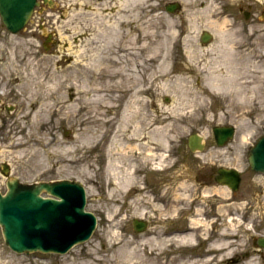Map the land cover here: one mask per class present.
Returning <instances> with one entry per match:
<instances>
[{"label":"rangeland","instance_id":"obj_1","mask_svg":"<svg viewBox=\"0 0 264 264\" xmlns=\"http://www.w3.org/2000/svg\"><path fill=\"white\" fill-rule=\"evenodd\" d=\"M54 1L56 2L54 6L42 2L41 6L37 7L35 19L30 21L27 28L18 34H11L0 17V92H2L0 93V190L3 192L7 190L6 177L1 168L3 162L10 164L11 176L24 182L64 179L79 181L86 188L87 210L97 216V228L89 240L75 245L65 254L38 251L20 254L5 243L0 226V264H78L86 259L87 253H95L93 252L95 250L100 251L101 255L97 254V256H106L108 264H112L113 258L122 259L126 264H183L186 260L184 257L203 256L208 251L210 242H202L203 238L199 237L194 242L199 245L191 249L187 246L182 248L178 245L168 246L167 244L166 246L162 241L167 233L170 234L179 227H185L188 219L195 216L194 212L198 209L207 211L203 217L205 221L206 219L215 221L210 227V241L218 236L221 230L227 229L233 233L231 235L233 238L231 237L230 240L234 243L230 249L233 252L226 258L221 257L220 253H217L216 257L212 255L215 259L211 261H208L206 257H198L196 259L201 260L200 264H246L253 258L257 259L255 260L257 264H264V250L254 244L255 238L264 237V178L250 169L246 159L251 145L264 134V110H260L261 104L258 105L248 100L243 101L241 107L233 109L222 96L212 95L201 85L204 74L201 69H196L195 65L198 64L202 68L206 62L205 57L215 56L209 45L210 43L215 45L217 39L212 35L208 43H202L201 36L204 30H200L194 41L179 42L178 46H173L169 66L173 69L171 76L175 81L168 86H155L154 92L149 90L147 95L141 98H132L135 103L139 100V105L147 103L145 112L148 113L151 121L142 124L143 130L140 136L130 134L127 137L132 143L127 153V157L130 156V158L124 161L127 164L130 162V166L135 161L147 163L140 165L142 170L138 175V184L152 190L153 196L161 199L158 201L154 197H149L153 202L155 199L158 205L168 208L166 212L156 210L150 204V199H147L149 203H143L144 206L135 212L133 209L136 204L135 200L144 195L139 188L129 186V183L119 184L114 192L115 196L110 195L115 186H110L108 179L116 172H119L121 176L122 171L126 169L122 165L116 166L117 155L124 156L125 154L116 148L114 141L117 140L121 147L123 136L113 141L109 140L112 132L110 129L107 136L98 144L99 138L92 133H83L81 126L73 124V117L65 119L63 114L48 117L50 123L42 127H35V122L30 117L18 120L22 111L33 108L30 107L31 104H28L29 109L24 110V103L29 97L27 87L32 86L35 93V63H32L35 61V53L39 54L38 60L35 61L37 63L41 57H49L50 61L45 66H49L50 73L58 71L61 67L72 70V65L77 62L75 57H64V54L68 53V43L61 42V38L54 32L56 20H66L63 9L70 5L68 0ZM92 1L102 2L103 0ZM155 3L159 4L158 10L163 15L177 14L175 12L179 11L178 9L175 12H169L166 9L168 1L155 0ZM223 5L230 16L228 18L231 25L229 29L235 26L236 36L243 41L248 40L250 44L244 43L248 44V47H253L255 44L253 40H256V44L261 45L260 48L263 49L264 34L259 31L264 28L262 20L264 19V0H225ZM86 10L91 12L89 8ZM109 12L113 14L115 10L111 8ZM246 12L248 19L244 16ZM178 21L181 22V19ZM34 28L35 37H32ZM44 28L50 35L44 31ZM251 30L254 36L251 35ZM50 36L52 41L47 42ZM86 37L82 32L69 35L72 45L81 43ZM189 50H192L194 58L190 57ZM141 58L144 59V57ZM54 62L57 64L53 65ZM140 62L142 60H139V64ZM212 63L213 65L218 64L215 61ZM148 66V69L146 64H140L138 67V60L134 56L125 59L126 69L129 68L132 76L135 74L138 76V78L131 76L133 88L136 85L141 87L144 84H150L152 71L149 64ZM14 67L17 68L14 70L19 74L14 71H12L13 74L9 73ZM177 77H181L177 79L181 80L179 82L181 84L176 81ZM136 90L138 88L134 90V94ZM251 94H259L263 97L264 91L256 89ZM64 95L65 99L70 98V92H65ZM95 95H85V101L89 102L95 98ZM202 96L207 98L201 100ZM262 100L264 101V98ZM201 103L206 105L202 107ZM87 111L88 109L83 110L84 113ZM118 122L117 128L120 120ZM133 124L138 125L136 121ZM98 125V123L91 122L82 127L88 126L96 129ZM217 125H235L237 128L235 137L226 146H218L216 143L213 128ZM131 131L134 132V129L132 128ZM196 132L203 135L207 141V148L199 152L201 160H197L187 151L189 149L188 138L190 134ZM50 133L54 135V143L48 146L35 144L41 137L45 142L51 139L53 136ZM18 138H23L22 140L27 141L28 145L19 147L16 144L19 141ZM58 141L63 142L62 144L56 143ZM34 144L37 155L29 152L27 156L21 157L19 151L30 149ZM102 145L104 148L110 145L112 152L110 171L106 169L110 154L108 155L109 152L106 150L107 154L101 153ZM69 146L80 147L82 151L66 153ZM139 147L141 149L138 152ZM150 150L154 154H148ZM173 151H177L175 157H182L180 165L174 167L173 170L168 168L169 171L165 174L148 170L149 163L155 165H157L155 161L160 163L159 165L168 163L172 158L171 156L167 160L168 153ZM62 157L74 158L77 163L59 164L58 160ZM40 161L45 164L39 166ZM219 163L235 166L242 171L241 183L237 192L224 189L215 182L207 188L199 186L196 173L202 169L214 168ZM144 176H146L145 185L142 183ZM175 198L181 203L180 206L186 207L188 211H176L172 207ZM224 213L229 215L227 220L222 216ZM234 217L237 219L233 220ZM135 218L148 220L149 226L146 231L138 233L134 230L133 220ZM231 219L233 222L228 223ZM150 233L155 234L151 237L152 240H149ZM118 236L121 238L118 239ZM113 237L117 241L120 240L121 245L118 246V244L112 251H105V242H112Z\"/></svg>","mask_w":264,"mask_h":264},{"label":"bare ground","instance_id":"obj_2","mask_svg":"<svg viewBox=\"0 0 264 264\" xmlns=\"http://www.w3.org/2000/svg\"><path fill=\"white\" fill-rule=\"evenodd\" d=\"M51 1L56 3L54 0ZM164 1H168V4L177 5L179 11L175 13L178 15L172 13L171 15H163L158 10L159 4L155 3V0H103L102 2L68 0L70 6L63 9L66 20H56L54 32L61 38V42L66 41L68 43V53H65L64 57H75L77 62L72 65V70L61 67L58 71L50 73L49 66H45L50 61L49 57H41L37 63L35 61L38 60L39 54L35 53V61L32 62L35 63V93L32 86L27 87L29 97L24 103V110L29 109L28 104H31L30 107L34 109L22 111L18 118V120H22L30 117L31 120H34L35 127H42L49 124L48 117L54 115L63 114L65 119L73 117V124L81 126L83 133H92L96 138H99L98 144L107 136L110 129H112L111 141L123 136L122 141L119 139L122 143L121 147H119L117 140L114 141V144L120 152L125 154L124 156L117 155L116 166L122 165L126 169L122 171L121 176L119 172H116L108 179L110 186H115L110 195L115 196L114 192L119 184L126 185L129 183V186L139 188L144 192V195L135 200L136 204L133 207L135 212L144 206L143 203H149L146 200L151 197L146 189L138 184V175L141 173L140 165L147 163H140L134 159L138 164L133 162L130 166V162L127 164L124 161L130 158V156L127 157V153L132 143L131 139L127 137L130 134L140 136L143 130L142 124L151 120L148 118V113L145 112L147 103L145 102L146 105H139V100L136 101V104L132 98H141L143 95H147L149 90L154 92L155 86H168L175 81L171 76L173 69L169 66L170 57L173 55V46H178L179 42L194 41L200 30H204V33H208L210 36L213 35L218 44L210 43L209 47L215 56L212 58L205 57L206 62L202 68L198 64L195 65V68L201 69L202 74H204V80L201 84L203 88L209 90L212 95L222 96L225 101L230 103L229 107L233 109L241 107V103L248 100L256 102L258 105L261 104L260 110H264V101L262 100L264 96L251 94L256 89L264 91V48L261 49V45H257L256 40H253L254 48L248 47V44H244L249 43L248 40L243 41L236 36L235 26L229 29L231 25L228 18L230 16L223 6L225 0ZM88 8L91 12L86 10ZM111 8L115 10L113 14L109 12ZM179 19L181 22L178 21ZM45 32L50 35L47 30ZM78 32L84 33L87 37L83 38L81 43L72 45L69 35ZM259 32L264 34V28L260 29ZM251 35L254 36V33L252 32ZM189 52H191L190 57L192 58V50ZM132 56L138 60V67L140 64H146L148 69V64L150 65L152 71L150 84L132 87V77L138 78V76L136 74L132 76L129 68L126 69L125 67V59ZM139 60H142L140 64ZM213 61L218 64L213 65ZM219 61L222 62L219 63ZM56 64L57 62H54L53 65ZM14 69L17 68H11L9 73L13 74L12 71L18 73ZM178 78L181 79V77L176 78L178 84H181L179 83L181 80H177ZM137 88L138 90L134 94V90ZM65 92H70L69 99H65ZM87 94L96 95L94 99L87 102L85 101ZM206 98L202 96L201 100ZM205 105L202 104V107ZM85 109H88L86 113L83 112ZM117 118L120 120L118 128L119 120H116ZM134 121L138 123L137 126L133 124ZM91 122L99 124L96 129L88 126L82 127ZM132 128L134 132L131 131ZM50 134L53 136L51 139L45 142L44 138L41 137L35 144L40 146L51 145L55 142V138L52 133ZM22 139L18 138L19 141L16 142L19 147L28 145L27 141L24 142ZM62 142L56 143L62 144ZM35 144L30 149L19 151L21 157L27 156L29 152L36 156L38 152ZM140 149L141 147L137 148V151L139 152ZM66 150V153L82 151L80 147L73 148L72 146ZM105 150L109 152L108 155L110 154L106 163V169L110 171L112 164L110 145L105 146ZM139 154L143 155L142 153ZM148 154L154 153L150 150ZM43 163L40 161L39 166ZM58 163L73 165L77 163V160L62 157ZM114 170L116 171V169ZM120 179L122 180L119 181ZM151 201L152 199H150V204L156 210L168 211L166 206L158 205L155 201L151 203ZM172 204L176 211H188L186 207L180 206L181 203L177 198L173 200ZM205 214L202 209L196 210L195 216L188 219V224L185 227H181L163 238L162 242L166 246L167 244L168 246L178 245L181 248L187 246L191 249L196 247L197 244L194 242L199 237L203 238L202 242H210L208 243V251L203 256L184 257L186 260L183 264H200L201 260L196 259L198 257H206L208 261H211L215 259L217 253L226 258L233 252L230 250L234 244L230 240L233 233L227 229L221 230L219 235L210 241V227L215 221L208 219L205 221L203 218ZM222 216L226 220L229 217L226 213ZM234 219L237 218L234 217ZM233 220L228 221L232 223ZM154 235V233H150L148 235L149 240H152L151 237ZM118 237V239L121 238V236ZM115 238L111 239L112 242H105V251L114 250L121 242ZM126 243L129 244L130 242ZM93 252L95 253H87L86 259L78 264H108L109 261L106 256H99L101 255L100 251L95 250ZM97 254L99 255L97 256ZM115 259L111 260L112 264H126L122 259ZM255 260L257 259L253 258L246 264H257Z\"/></svg>","mask_w":264,"mask_h":264},{"label":"water","instance_id":"obj_3","mask_svg":"<svg viewBox=\"0 0 264 264\" xmlns=\"http://www.w3.org/2000/svg\"><path fill=\"white\" fill-rule=\"evenodd\" d=\"M37 4V0H0L5 25L12 32L19 31ZM167 8L174 11L177 5L170 4ZM210 39L208 33L203 34V42ZM234 132L231 126L214 128L219 145L233 138ZM189 146L192 150L203 149L202 137L197 133L191 135ZM248 159L253 169L264 173V136L252 147ZM8 171L5 165L3 172L8 174ZM240 181L236 169L225 172L220 180L233 190L239 188ZM7 185L8 192L0 193V225L7 244L15 251L66 253L76 243L88 240L96 228V216L85 210L86 192L81 182L60 180L26 184L13 178ZM44 191L51 196H42ZM134 227L143 231L147 224L135 220ZM258 243L264 247V238H259Z\"/></svg>","mask_w":264,"mask_h":264},{"label":"flooded vegetation","instance_id":"obj_4","mask_svg":"<svg viewBox=\"0 0 264 264\" xmlns=\"http://www.w3.org/2000/svg\"><path fill=\"white\" fill-rule=\"evenodd\" d=\"M33 19H35V14H34V17H33ZM33 34L32 35H34L35 36V28H34V30H33V32H32ZM207 148V147H206ZM205 148V149H206ZM187 151L189 152V153H191L192 155H194V157L197 159V160H201L202 159V157H201V155L199 154V152H192V151H190L189 149H187ZM176 152L177 151H174V152H172V154H171V156H172V159H174V160H171V161H176V163H174V164H170L169 163V169L170 170H173L174 169V167H176V166H178V165H180L181 163V159H182V157H179V156H177V157H175L176 156ZM167 164V163H166ZM231 167H233V166H230V165H227V164H223V163H219V164H216V166H214V168L213 167H211V169H209V170H204V169H202L201 171H198L197 173H196V181L198 182V184H199V186L201 187V188H207L208 186H211V184H213L212 182H215L216 183V179H217V177H219L220 176V171L221 170H224V169H226V168H231ZM169 170H165L164 172H163V174H165V173H167ZM162 174V173H161Z\"/></svg>","mask_w":264,"mask_h":264}]
</instances>
